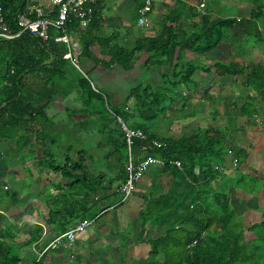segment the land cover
Here are the masks:
<instances>
[{
    "label": "trees",
    "instance_id": "trees-1",
    "mask_svg": "<svg viewBox=\"0 0 264 264\" xmlns=\"http://www.w3.org/2000/svg\"><path fill=\"white\" fill-rule=\"evenodd\" d=\"M102 2L94 7L91 22L85 28L81 29L74 19L66 23L65 35L81 50L77 58L78 69L67 59V46L61 41L62 33L59 31L50 29L47 41L34 38L28 32L10 40L0 38V140L20 133V139H25L21 146L35 150L33 140L37 146L39 170L68 181L65 185L54 186L61 197L54 198V210L48 208L45 224L53 227L56 238L76 225L91 223L92 226L112 213L110 209L122 207L124 203H120L117 190L125 182L128 162L137 165L143 156H152L164 161H178L182 169L168 165L161 169L154 167L148 176L146 192L140 198L142 204L136 211L139 234L143 236L148 229H158L163 230L164 235L140 241L138 247L144 251V264H264L261 248L258 247L264 240V213L260 221L250 220L244 227L242 219L236 216L230 205L226 172L222 174L215 170V167H226L227 154L231 152L237 161L234 186H239L244 180L251 184L261 182L262 175L258 177L254 171L248 179L242 174L241 167L248 154L241 148L237 137H230L228 132L242 131L255 125V118L264 112V68L222 60L205 68L192 62H186L182 67L179 65L185 53L205 56L216 50L228 36L232 40L228 44L235 39L263 43V31L258 23L264 18V5L260 4L257 11L251 10L246 18H237L202 13L179 2L174 7L176 9L162 13L154 36L138 35L128 47L126 44L129 43L122 41L127 36L122 37V44L119 45L116 43L120 37L117 33L103 35L102 18L97 14ZM0 3L3 11L0 35H16L19 31L18 18L36 21L56 17V8L52 6L46 15L38 7L39 0H0ZM140 8L141 3L136 7L137 13ZM151 12L149 15H152ZM94 47L107 60L94 56ZM234 55L242 56L241 53ZM81 59L90 61L95 68L112 71L117 67L124 73H130L139 64L150 81L129 89L122 107H117L114 112L105 111L107 118L98 116L95 103L105 102L107 109L108 99L92 84L89 79L91 73L82 71ZM164 67L165 70L160 71ZM198 72L213 75L220 82L230 80L234 86L240 81L246 92L243 105L238 108L233 103L229 109L233 113L238 110V116L226 114L227 122L222 128H198L180 139L149 133L147 124L155 122L166 110L176 109L183 113L191 109L189 87L193 86V77ZM151 74L158 77L159 82ZM179 87H183L181 91ZM74 93L82 102L78 112L99 118L97 127L102 142L98 147L104 149L105 159L115 157L118 178L107 174L93 178L82 161L83 151L74 152L71 146L66 147L60 159L43 149L46 142L52 145L57 142L56 137L47 134L53 124L47 110L55 98L66 99ZM178 100L180 104L176 106ZM133 112L142 124L128 127ZM73 113L75 111H70L69 117ZM193 115L192 111L185 117L188 119ZM238 117L244 118V125L239 128L236 124ZM119 122L128 129L140 130L146 140H134L128 149ZM154 142L160 147L155 148ZM257 143V149L264 147V135ZM195 168L199 169L198 175L194 174ZM216 183L220 185L218 189L214 187ZM114 184L117 187L112 190ZM98 191L105 195L98 198ZM1 218L0 214V223ZM41 232L39 225H30L25 246L33 244L42 252L46 243H40ZM253 232L258 233L252 240L249 235ZM8 234L0 227V264H21V254L5 243ZM193 242L195 245L188 250ZM249 244L253 247L249 248ZM70 249L62 250L70 253ZM51 251L40 258L34 257L30 264L65 263L62 259L55 263L52 258L46 263L45 259ZM151 258L153 261L149 263ZM72 259L78 261L79 256L75 255ZM138 261L125 255L121 256L118 264H138Z\"/></svg>",
    "mask_w": 264,
    "mask_h": 264
},
{
    "label": "rangeland",
    "instance_id": "rangeland-1",
    "mask_svg": "<svg viewBox=\"0 0 264 264\" xmlns=\"http://www.w3.org/2000/svg\"><path fill=\"white\" fill-rule=\"evenodd\" d=\"M118 1L119 0H113V2L115 3ZM141 1L142 0H136L135 6L125 8L123 11H121L119 7L111 9V6L109 7V9H104L101 16L105 18H111V20L113 19L114 21L106 29H103V35L108 36L111 33H117L120 37H118L116 43L119 45L122 44L120 42L122 37L127 36V39H124L122 41L128 42L129 44H126L128 47L132 46L131 44L134 43L138 35H142V37L153 36L152 30H157L158 27V24H156L157 20L155 19L158 16L157 14L153 13L154 16L149 15L151 26L148 29L137 27L138 13L136 10V6L138 2L140 4ZM205 1L206 3H210V6L206 4L209 10L212 8H214V10H217V12L213 15L220 17L227 15L232 17L240 16L246 18V16L249 14V10L253 9L257 11V7L260 6V4L264 5V0H246L247 3H242V0H218L219 2L221 1V3L224 5L216 7L217 4L214 0L208 2L207 0ZM240 1H242L241 4H239ZM224 8L226 9V11H229V13H224ZM200 9L201 11H203V8ZM166 12L167 11H165V13ZM258 24L262 28V37L264 39V18ZM229 41L232 40L228 36L224 40V43H230ZM223 48L225 50H221L222 53L226 52L224 54L227 55L233 53L234 51L236 55H238V53L236 52H239L243 53V56H264V42L261 44H253L250 41L243 42L242 39H235L233 40V42H231V44H229L227 48ZM92 53L99 59L107 60L106 58L100 56L97 47H94L92 49ZM205 56H216V53H209ZM189 59H193L192 63L196 65L203 66L207 64L206 61L204 62L202 61V59L199 60V58H196L195 55L185 53L179 61L180 67L185 65L186 61ZM106 72L107 71H104L102 75ZM109 74L112 75V78H110L109 76L106 79H103L102 83L101 81L98 82L97 75H89V79L92 81L94 87L102 94V96L108 99L107 109L105 106V102H103L104 104L96 102L94 105L96 111L99 113L98 116L103 115L105 118H107L106 116L108 115L105 112L106 110L114 112L117 107H122V103L126 98L129 89L135 87L137 84L141 85L150 81V79L148 78L149 75H146L144 70H141L139 64L134 67V70L131 73H122L120 69L114 67L112 72H109ZM151 76L155 75L151 74ZM100 78L101 77H99V80ZM155 80L159 82V79L156 76ZM193 80L197 88L200 90L201 94L206 93L211 97L214 95L213 91H201L202 88H208L210 90L216 88V84L213 83L211 79H208V77L201 74H196L193 77ZM217 83L219 84V80L217 81ZM182 88L183 87H179V91H181ZM189 89V92L192 95L190 101H192L194 109L199 110L198 108L199 106H201V110L197 114L196 118L187 119L185 117L189 113H192V109H188V111L186 110L183 113H179L178 111H176V109L166 110L163 114L159 115L158 119L155 122L147 124L149 133L156 134L158 137H174L176 139H180L182 137L189 136L190 133L195 131L197 127L205 128L207 126H214L217 128H222L224 125H226L227 121L225 120V122L220 118L221 116L224 117L225 114L238 116V110L233 113L227 107L224 109L218 108V113L213 109L211 110V103L209 102V99L201 98L198 92L197 94H194L192 92V87H189ZM243 93L246 94V92L242 91V94H240V99L242 101L244 96ZM201 100L204 101L201 103ZM81 103V101L77 100V95L75 93L66 99L62 97H57L54 99V101L50 105L51 109L48 110L50 121H52L51 123H53L54 125H50L52 126V129L48 127L49 130H47V134L56 137L55 140L57 142L53 145L46 142L45 144H43V149L49 151V153L55 155L58 159L60 156H63L66 147L71 146L75 149L74 152L80 150L83 151L84 155L82 157V161L86 167V170L93 178L104 176V174L109 175L111 178L114 176L118 178V167L115 162V157H108L107 159H105L104 149L98 147L99 143L102 142V139L98 134L99 129L97 127L99 118L95 115L79 113L78 111L82 108ZM177 103L180 104V100H178ZM224 105L225 104H223L222 106ZM70 111H75L72 117H69ZM214 111L217 113V115L214 117V120L213 118L212 120H210L211 116L215 114L213 113ZM87 120L89 123L87 122ZM133 124H142L141 120L134 112L132 113V118L128 120L127 125L129 127ZM228 135L233 138L238 137V134L233 131L228 132ZM24 141L25 139H20V133L18 135H12V137L8 138L7 140H0V155L2 156V159L0 156V210H3V212L5 211L4 213L6 216L1 218V226L3 227L2 230L9 233L5 238V243L9 244L14 251H17L21 254V256L23 257V263L21 264H30L31 260H33L34 257L39 258L41 252L35 245L25 246L27 237L26 232L33 222L35 224L41 223L45 230H47L46 233L48 232L47 227L44 225L45 221L42 220V217L43 219L47 218L48 208H50L51 210L55 209L53 205L54 198L59 199L61 197V194L58 193L55 188L51 187L50 184H54V186L56 184L65 185L68 181L62 179L58 175L48 173L47 171H40L39 168H36L38 171L35 170L33 165L37 167V161L33 162V164H30V158H26L25 156L24 158H22L23 155L27 153V149L21 146ZM31 142L35 146V150L32 149L33 152H36L34 154L35 156L37 154V146L35 145V142L33 140H31ZM24 161H26V163H24L22 167L21 164ZM2 164L14 169V171L17 174L21 175L24 179L30 178V170L34 175L38 177L41 175V178L43 179L42 181H45V183L37 185L33 190L29 189L28 191H25L23 198L19 199V194L22 190H18L15 181H13L11 177L4 175L6 174V169L1 167ZM24 167H26L28 170ZM152 171H154V167H151L145 178L138 182L133 195L126 203L123 204L122 207L110 209L113 210L112 213H109L101 220L94 223L92 226H89L88 228L81 231L72 244L70 253L65 252L61 247L58 246L55 250H52L48 254L45 262L49 263L50 260L53 259L56 263V261L62 259L65 262L64 264H72L73 262L75 264H118L121 256L126 255L128 259L134 257L139 259L138 264H144V251L141 247H138V244L142 239L146 240V238H148L147 236L149 232L146 231L143 236H140V225L136 218V211L142 204L140 198L142 194L146 192V187L148 185V176ZM41 172L44 173L42 174ZM226 175L228 176V178L226 179V183L230 181L231 183L228 184V186H233V188L226 187L229 196H231L233 200L238 198L239 200L242 199L243 201L240 204L233 203V208L236 213L240 214L242 208L248 207L246 213L243 215V217L246 218H242L243 226H247L250 220H252L253 222L260 221L261 212L256 210L255 208L258 207L259 210H262V207L264 206V190H261L262 192L257 190L261 189L262 180L261 182L257 181L255 184H251V182L249 183V181L247 182V180H244V182L240 183L239 186H234L233 182L236 179V173H228ZM262 176L264 177V174ZM218 184L219 183H216L215 185L219 187ZM250 184L253 187H251ZM216 186L215 188L218 189V187ZM116 187L117 185L114 184L112 190H114ZM31 192L37 193V195L35 196ZM104 195L101 191H98V198H102ZM42 198L44 199L41 200ZM259 199L262 204L260 203V201H258ZM112 200L113 199L111 198V201ZM16 206L19 208H16ZM249 208L255 209L256 213H252L250 211L252 209ZM28 209H30L32 213H30ZM27 210L28 212H26ZM16 211L18 212L15 213ZM155 231L158 232L159 230L155 229ZM257 233L258 232H253L249 235L252 240L256 238ZM55 236L56 235H54V237ZM49 237L50 235H48V238L46 237V240H43L45 239L43 238L41 242H46L47 244L50 240ZM126 238L127 240L125 241V243L120 244ZM252 247L253 245L249 244V248ZM258 247L261 248V258L264 259V240ZM75 255L79 256L78 261H73L72 257H75ZM152 261L153 258H151L148 262L150 263Z\"/></svg>",
    "mask_w": 264,
    "mask_h": 264
},
{
    "label": "crops",
    "instance_id": "crops-1",
    "mask_svg": "<svg viewBox=\"0 0 264 264\" xmlns=\"http://www.w3.org/2000/svg\"><path fill=\"white\" fill-rule=\"evenodd\" d=\"M208 1H211V0H207V2ZM214 1L217 4L216 7H219L220 5H224V4L221 3V1H223V0H221L220 2L218 0H214ZM242 1H240L239 4H241V2L242 3H245V2L247 3L246 0H242ZM135 2H136V0H119L118 2L115 3V2H113V0H103V2L101 3V5H99L98 8H97V14L102 15L104 9H109L110 6L112 7L111 9H114L116 7H119L120 10L123 11L125 8H130L131 6H135ZM179 2L181 4L186 5V6L194 7L196 11H199V12H202V13L203 12L204 13L207 12V13L215 14L217 12V10H214V8H212V9L209 10L208 9V6H210V3H206L205 0H198V1L197 0H153V7H152L153 13H155V14H157L159 16V17L157 16V18H155L157 20L156 21V24L159 23L160 16L162 15V13L164 14L165 11L168 12V11H170V9H176L174 7H175V5H178ZM251 2H255V1H251ZM138 5H139V2L137 4V6ZM38 7L40 8V10H42L47 15L49 13V11H51L52 5H51V3L48 0H39ZM206 7H207V9H206ZM200 8H203V11H201ZM228 8H230V7H228ZM251 10H253V9H251ZM251 10H249V12ZM153 13H152V15L154 16ZM224 13H229V11H226V9H225ZM225 16H227V15H224V17ZM101 18H102V23L101 24H103L102 25L103 26V29H106L114 21L113 19L111 20V18H105L103 16H101ZM237 18H239V16H237ZM153 28H154V26H153ZM157 30H154V29L152 30L153 36L157 32ZM149 37H152V36H149ZM220 46L221 47H218L216 50H214L213 52H211V53H216V56H195L196 58L198 57L199 60L202 59V61H204V62L206 61L207 62V64H205L203 66L201 65V68H203V67L204 68L205 67H209V66H211L212 64H214L216 62H220L221 60L223 62H225V63H227V62H235V63H238V64L244 63V64L250 65V66H252V65H261L264 68V56H243V53H241L242 56H233L235 54L234 51H233V53L227 55V54H224L226 52H223L222 53L221 50H225L223 47H226L227 48L229 46V44L227 42H225V43H222ZM236 53H238V52H236ZM238 54H240V53H238ZM221 55H226V56H221ZM192 60L189 59L186 62H189V61L192 62ZM80 65H81L80 67H81V69H82V71L84 73L89 72L91 74L97 75L98 82L101 81V83H102V80L103 79H106L109 76H110V78H112L111 77L112 75L109 74V72H112V71H107L105 74L102 75V73L104 71H106V70H104L103 68H100V67L99 68H95V66H93V64L90 61L86 60V59H81ZM161 70H165V67L162 68V69H160V71ZM122 73H124V72H122ZM196 74H201L203 76H206V77H208V79H211L212 82L216 84V86H215L216 88H213L211 90L208 89V88H202L201 89V91L202 90L213 91V94L214 95L212 97L211 96H208V95L206 97L205 96L206 93H202L201 94V92L197 88L194 80H193V86H190V87L193 88V91L192 92L194 94H197V92H198V94L200 95L201 98H205V99H209L210 100L209 102L211 103V110L213 109V110H215L217 112V109L218 108L224 109V108L227 107L228 109H231V106H233L232 105L233 103H236V105L238 106V108L243 105V101L240 99V94H242V91L244 92V90H243L242 86L240 85V81L237 82V85L236 86H234V84H232L230 80H224L223 82H220L219 81V84H218L217 83V80L214 78L213 75H204V74H202L200 72H198ZM99 77H101L100 80H99ZM215 93L218 94V95H221L222 97L216 95ZM243 95L245 97V93H243ZM204 100H201V103ZM223 104H225V105L222 106ZM255 104H256V106L258 105L257 102H255ZM176 106H178V103L176 104ZM200 107L201 106H199V108H198L199 110H195L194 107H193L192 101H190V108L193 110L194 115L192 117H190L189 119H195L196 118L197 114L201 110ZM49 109H51V106H50ZM215 111L213 112L215 114H213V116H211L210 120H212V118L214 120V117L217 115L218 112L216 113ZM47 115L49 116L48 110H47ZM231 116H235L236 117V115H231ZM226 117H227V115L225 114L224 117L221 116L220 119L225 121L226 120ZM255 122H256L255 125H253L251 127H248V128H245L242 131L239 130V131H236L235 132L236 134H238L237 140L240 141L239 143H240L241 148H243L246 151V154H248V158L246 159V162L241 167L242 174H245L247 176V179L251 177L252 174L250 175V173L252 171H254L255 173H257L258 177H259L260 174L261 175L264 174V147H261V149H257V145H258L257 142L260 139L262 140L263 135H264V112H262L261 115H259L258 117L255 118ZM236 123L238 124L237 125L238 128L239 127H242L244 125V118L238 117ZM197 130H198V127L195 129V131L191 132L190 135L192 133L196 132ZM241 137H244V138H241ZM242 139L245 140V143L244 144H242ZM35 153L36 152H33V150L31 148H30V150L27 149V153L24 154L22 158H24V156L26 158H30L29 163L30 164H33V162L37 161L36 160V155L34 156ZM1 159H2V156H1ZM16 161H17V158H16ZM228 161H229V158H227V163H226V174L228 172L235 173L237 170L235 171V169L231 168L230 163H229V166H228ZM24 163H26V161H24L21 164V166ZM1 167L6 169V171H5L6 174H4V175L11 177V179L13 181H15L16 186L18 187V190L19 191H20V189L22 190V191H20V194H19L20 197H19V199L20 198L21 199L23 198L25 191H28L29 189L30 190H33L34 188H36L37 185H40V184L45 183V181H42L43 179L41 178V175L38 177V176L34 175L30 170H29V172H30V178L24 179L21 175L17 174L14 171V169L9 168L8 166H5L4 164H2ZM33 167L35 168V170H37L36 168H39L38 166L36 167L35 165H33ZM24 168H26V167H24ZM229 168H231V169H229ZM41 173L43 174L44 172H41ZM263 179H264V177L262 176L260 178V180H262V182H261L262 183V187H261V189H257L258 191L264 190V182H263ZM230 183H231L230 181L227 182L226 183V186H228V184H230ZM50 186L54 188V184L53 185L50 184ZM215 186L216 185L214 184V187ZM216 187H218V186H216ZM228 187H232V186H228ZM31 193L33 195H35V196L37 195V193H34V192H31ZM44 198H46V197H44ZM44 198H42L41 200H43ZM229 198H230V205H231V207H232L233 210H234L233 203L240 204L241 202H243L242 199L239 200L237 198V199H234L233 200V198L231 196H229ZM258 201H260V199ZM36 203H38V202H36ZM260 203L262 204L261 201H260ZM0 205H1V203H0ZM16 208H19V207L16 206ZM0 209H1V207H0ZM247 209H248V207L242 208V211H240V214L236 213L235 210L234 211H235L236 216L238 218L242 219V218H246V217H243V215L246 213V210ZM249 209H252V210H250L252 213H256V210H258V211L261 212L260 215H262L264 213V206L262 207V210H259L258 207L255 208L256 210L253 209V208H249ZM28 210H29L30 213H32L30 211V209H28ZM28 210L26 212H28ZM4 212H3V210H0V214L2 215V217H6ZM17 212L18 211H16L15 213H17ZM42 220H44L43 217H42ZM34 224L35 223L33 222L32 225H34ZM36 225H39L42 228L40 243H46V242H41V241H42L43 238H45L43 240H46V237L48 238V235H50L49 242L51 241L52 238H54V232H53V227L52 226H48V225L44 224L47 227V229H48V232L46 233L47 230H45V228L42 226L41 223H37ZM0 227L3 228L1 226V223H0ZM147 231L149 232V234L147 236L148 238H146V239H157V238L163 237V235H164V231L163 230L162 231L159 230L157 232L155 230H149L148 229ZM32 245H30V246H32Z\"/></svg>",
    "mask_w": 264,
    "mask_h": 264
},
{
    "label": "built area",
    "instance_id": "built-area-1",
    "mask_svg": "<svg viewBox=\"0 0 264 264\" xmlns=\"http://www.w3.org/2000/svg\"><path fill=\"white\" fill-rule=\"evenodd\" d=\"M52 6L56 8V17L54 19H40L36 21H28L25 18H18L17 26L18 33L14 36L0 35V38L5 40H10L20 36L24 32H28L32 37L39 38L42 41L48 40V32L50 29L56 30L62 33L61 41L64 42L67 46V59L74 65L76 69L77 58L81 50L78 47V44L68 40V37L65 35L66 23L70 19L77 20L81 29L85 28L90 22L94 12V7L102 2L103 0H48ZM153 7V0H142L141 8L138 11L137 27L148 29L151 26L149 20V14ZM3 24V11L0 3V25ZM122 131L125 135V140L129 147L131 146L132 141H145L146 137L140 130H131L126 128L121 122ZM155 148H159L160 145L153 143ZM229 158V163L231 168L235 169L237 166L236 159L231 156V152L227 154ZM166 165L175 167L178 170L182 169L180 162L178 161H164L159 158L152 156H143V158L138 162L137 165L128 162L126 166V179L125 182L120 185L117 190V193L120 197V203H126L129 198L133 195L136 190V186L140 180L143 179L151 167L164 168ZM215 170L219 173H225L226 167H215ZM199 169H194V174L198 175ZM91 223H82L74 226L69 229L66 233L62 234L59 237L54 238L41 252L39 258L49 250H54L56 247H61L62 249L71 248L74 243L77 235L88 228ZM195 245V242L187 247L188 250Z\"/></svg>",
    "mask_w": 264,
    "mask_h": 264
}]
</instances>
